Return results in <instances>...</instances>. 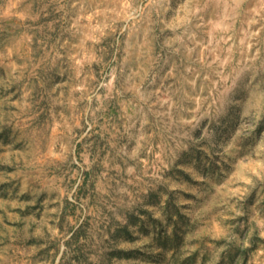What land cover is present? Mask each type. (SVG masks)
Listing matches in <instances>:
<instances>
[{
  "label": "rangeland",
  "instance_id": "374dc122",
  "mask_svg": "<svg viewBox=\"0 0 264 264\" xmlns=\"http://www.w3.org/2000/svg\"><path fill=\"white\" fill-rule=\"evenodd\" d=\"M0 264H264V0H0Z\"/></svg>",
  "mask_w": 264,
  "mask_h": 264
}]
</instances>
